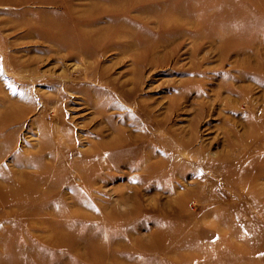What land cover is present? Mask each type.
<instances>
[{"label":"rangeland","instance_id":"obj_1","mask_svg":"<svg viewBox=\"0 0 264 264\" xmlns=\"http://www.w3.org/2000/svg\"><path fill=\"white\" fill-rule=\"evenodd\" d=\"M0 264H264V0H0Z\"/></svg>","mask_w":264,"mask_h":264}]
</instances>
